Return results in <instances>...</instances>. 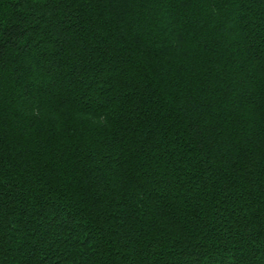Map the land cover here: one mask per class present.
<instances>
[{
  "label": "trees",
  "instance_id": "1",
  "mask_svg": "<svg viewBox=\"0 0 264 264\" xmlns=\"http://www.w3.org/2000/svg\"><path fill=\"white\" fill-rule=\"evenodd\" d=\"M0 61V264H264V0H0Z\"/></svg>",
  "mask_w": 264,
  "mask_h": 264
},
{
  "label": "snow or ice",
  "instance_id": "2",
  "mask_svg": "<svg viewBox=\"0 0 264 264\" xmlns=\"http://www.w3.org/2000/svg\"><path fill=\"white\" fill-rule=\"evenodd\" d=\"M105 3L109 4H115V3H132V2H139V0H103ZM147 2V0H145ZM151 2H156V0H151ZM174 2L179 3L180 0H174ZM198 3H207L208 7L215 8V0H197ZM151 6V4H150ZM171 35L170 39L172 41V44L174 47L180 48L181 51L185 50V46H190L191 42L190 40L184 38L181 36L177 30L170 29L169 30ZM6 69L3 65V62L0 61V84L3 83V77L5 75ZM254 79V77L248 76V77H242L240 79V83L244 85L245 88H248V84L245 83L246 80ZM37 84H39V81H37ZM259 87L261 92H264V72H262L261 79L259 80ZM33 99H35V94L32 96ZM254 102V98H253ZM3 96L0 95V112L3 110ZM37 108L39 111L43 112V116L41 118L45 119L47 123V127L53 128L56 127L57 131L66 130L69 126L76 123V120L70 119V117L63 116V107H52L49 105H45L43 103H39L37 105ZM83 110V106H79L74 109L75 112L79 113ZM261 112L264 113V106L261 107ZM81 117H77V119H80ZM264 118V117H262ZM3 133V120L0 118V135Z\"/></svg>",
  "mask_w": 264,
  "mask_h": 264
}]
</instances>
